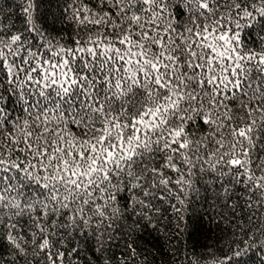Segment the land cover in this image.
<instances>
[{"label":"snow or ice","instance_id":"1","mask_svg":"<svg viewBox=\"0 0 264 264\" xmlns=\"http://www.w3.org/2000/svg\"><path fill=\"white\" fill-rule=\"evenodd\" d=\"M0 264H264V0H0Z\"/></svg>","mask_w":264,"mask_h":264}]
</instances>
